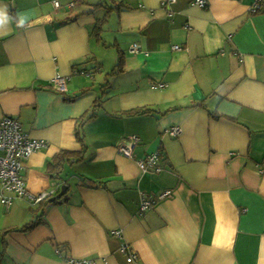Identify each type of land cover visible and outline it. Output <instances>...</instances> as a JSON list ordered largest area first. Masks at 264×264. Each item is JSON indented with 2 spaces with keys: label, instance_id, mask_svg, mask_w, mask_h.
Segmentation results:
<instances>
[{
  "label": "crops",
  "instance_id": "obj_1",
  "mask_svg": "<svg viewBox=\"0 0 264 264\" xmlns=\"http://www.w3.org/2000/svg\"><path fill=\"white\" fill-rule=\"evenodd\" d=\"M167 1L0 0V120L46 141L21 175L52 192L0 202V264H264V0Z\"/></svg>",
  "mask_w": 264,
  "mask_h": 264
},
{
  "label": "built area",
  "instance_id": "obj_2",
  "mask_svg": "<svg viewBox=\"0 0 264 264\" xmlns=\"http://www.w3.org/2000/svg\"><path fill=\"white\" fill-rule=\"evenodd\" d=\"M176 0H168L167 5H172ZM196 4L200 7H206V0H197ZM59 7V3H56ZM73 5H71L72 7ZM141 51L140 45L134 43L131 46L132 53H138ZM83 72V71H81ZM84 73V72H83ZM68 78L57 75L51 81V86L59 91L60 93H65L67 90ZM182 133V128L180 126L171 127L168 130V134L177 138ZM141 142L140 137L137 135H132L125 138L117 147L120 154L128 159H132L134 155V150L137 145ZM47 147V143L42 139H35L29 136L23 130V127L19 120L12 116H5L0 120V202L5 207H10L16 199H26L33 205L41 204L48 201L52 192H42L39 194H33L27 185L26 180L22 177L21 173L24 169L25 162L30 159V157L42 149ZM161 153H153L137 161L139 168L144 172L149 171H159ZM262 171H264V164L261 165ZM165 193L164 195H167ZM163 195V196H164ZM154 202L148 197H143L140 206V213L144 214L146 211L150 210ZM113 234L121 236L120 231H113ZM129 246L124 245L122 250L125 252ZM135 260V255L132 254L128 258V262H133ZM69 264H96L95 260L92 259H70Z\"/></svg>",
  "mask_w": 264,
  "mask_h": 264
},
{
  "label": "trees",
  "instance_id": "obj_3",
  "mask_svg": "<svg viewBox=\"0 0 264 264\" xmlns=\"http://www.w3.org/2000/svg\"><path fill=\"white\" fill-rule=\"evenodd\" d=\"M106 4L105 3H99L98 5H96V7H102V6H105ZM110 9H116L117 7H109ZM104 22V21H103ZM103 22H98L97 25H96V29H95V32H97L96 34L99 33V31L102 29V26H103ZM120 66H122V61L120 60L119 62ZM97 106L98 104H95L92 111L90 112V114L88 115V120L94 118L96 116V110H97ZM199 106H203V103H199ZM142 112V111H141ZM140 111H132L130 112V114H139ZM147 113H150V111H146V114ZM77 159L80 157V155H77L75 154L74 155ZM36 223H30L28 225H25L24 227L20 228V229H14V230H9V231H5L4 234H7V233H10V232H13V231H28L30 229H32L34 226H35Z\"/></svg>",
  "mask_w": 264,
  "mask_h": 264
},
{
  "label": "water",
  "instance_id": "obj_4",
  "mask_svg": "<svg viewBox=\"0 0 264 264\" xmlns=\"http://www.w3.org/2000/svg\"><path fill=\"white\" fill-rule=\"evenodd\" d=\"M66 189H67V187L66 186H63L62 189H61V193L57 197L52 198L51 199V202L55 201L56 199H60L65 194Z\"/></svg>",
  "mask_w": 264,
  "mask_h": 264
},
{
  "label": "clouds",
  "instance_id": "obj_5",
  "mask_svg": "<svg viewBox=\"0 0 264 264\" xmlns=\"http://www.w3.org/2000/svg\"><path fill=\"white\" fill-rule=\"evenodd\" d=\"M6 18V14L3 11H0V22Z\"/></svg>",
  "mask_w": 264,
  "mask_h": 264
}]
</instances>
